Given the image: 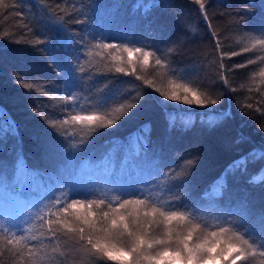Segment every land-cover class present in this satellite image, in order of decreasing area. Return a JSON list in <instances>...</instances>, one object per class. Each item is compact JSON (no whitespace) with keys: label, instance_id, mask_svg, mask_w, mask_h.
<instances>
[{"label":"snow or ice","instance_id":"snow-or-ice-1","mask_svg":"<svg viewBox=\"0 0 264 264\" xmlns=\"http://www.w3.org/2000/svg\"><path fill=\"white\" fill-rule=\"evenodd\" d=\"M68 2L80 17H87L88 13L82 7L72 3V0ZM193 3L199 6L202 18L209 21L211 29L206 7L211 5V0H193ZM21 4L22 0H14V5L10 7L5 0H0V12L5 9L14 11L18 17L16 27L20 29L19 34L28 36L31 33L37 38L12 42L29 44L46 53L45 63L56 72L58 83L53 81L49 87L34 77L30 80L24 72L13 76V81L29 94L34 92L37 97L44 96L50 101L59 99L62 103L45 106L43 102L34 100L28 110L39 116L42 123L24 128L30 139L43 150V158L54 162L51 171L28 166L23 152L21 125L0 106V151L15 152L10 176L0 164V201L29 205V201L23 198L27 189L44 191L45 178L55 183V187L45 193L46 203H33L19 215L0 213V264H4L6 252L13 264H47L57 253L55 246L49 253V244L55 245L61 235L79 245L77 251L84 264H217V261L220 264H244L255 258L257 249H264V213H260L253 222L246 198L232 204L228 195L225 203L221 201L229 193L230 179L239 182L241 177H245L252 188L264 186V167L250 170V166L264 161V143H254L243 132L230 137L228 142L237 146L239 155L229 162L202 195H193L196 186L189 179L198 157L189 156L179 167L168 165L170 156L182 158L186 155L176 151L175 143L193 132L197 124L202 134H211L233 118L230 109L218 110L209 106L222 102V94L214 98L212 84L220 83L225 90L236 91L235 88L229 89L227 73L232 69L227 68L223 60L240 53L220 52L218 80L201 85L205 91L173 79L168 90L154 89L163 99L149 98L135 88L128 89L131 94L104 96L102 93L107 84L99 90L100 97L96 98L89 94V90L92 81L99 75H112L113 79L115 74L133 76L135 81H143L144 85L152 87L153 80L147 74L135 75L137 62L131 58L133 54L141 70L149 64L150 57L154 58L157 69L166 67L169 60L165 59V55L171 58L179 54L194 29L186 25L166 50L157 54L142 46H128L135 43L134 25L121 30L119 36L127 43L118 45L103 42L112 35L111 22L107 25L109 31L105 32L90 30L87 19L75 18L74 22L86 25L83 31L97 41L88 45L82 36L77 37L64 26L63 16L57 17L50 8H45L42 15L29 10L27 15L35 16L33 23L40 25L43 31L34 28L23 8H16ZM91 7L88 6L89 10ZM153 7H159V0L147 4L144 0H137L134 10L142 9L147 15ZM61 11L67 9L62 8ZM111 14L109 12V16ZM68 15L75 16V13ZM158 28L162 33L163 27L158 25ZM235 28L244 33L243 39L251 45L243 47V52L254 49L264 52V17L251 27L247 19L241 17ZM49 32L52 33L51 38H44ZM11 35L3 33L6 39ZM211 35L217 37L215 31ZM216 47H221L218 39ZM93 49L109 53L112 63H104L106 72L92 70L99 63L96 57H101V61L108 59L102 56L101 51L93 52ZM121 51L128 54L126 61L118 54ZM258 59L264 64V55ZM255 62L251 58L247 60V64ZM234 67L243 68L246 65ZM33 70L40 71L38 67L27 68V71ZM171 71L176 75L175 69ZM194 75L191 71L185 72L188 78ZM258 75L264 83V67H260ZM116 98L122 99V102L119 107L109 110V105ZM165 101L198 105L207 111L194 114L176 106L170 110ZM239 106L244 114H247L245 110L253 109L251 102ZM156 109H159L163 123L162 134L154 142L152 114ZM255 111L264 115V108L257 106ZM124 117H129L131 121L142 120L143 123L122 140L113 138L106 141L107 150L99 158H94L95 152L81 155L92 136L101 129L117 126ZM260 131L264 132V126ZM9 139L14 143L9 145ZM245 144L250 145L247 151L240 147ZM85 174L90 177L86 184L80 179ZM205 207H210L212 211L201 212L200 209ZM30 220L32 223L39 222L38 232L29 226ZM259 255L264 257V251H260Z\"/></svg>","mask_w":264,"mask_h":264},{"label":"trees","instance_id":"trees-1","mask_svg":"<svg viewBox=\"0 0 264 264\" xmlns=\"http://www.w3.org/2000/svg\"><path fill=\"white\" fill-rule=\"evenodd\" d=\"M153 0H144V3H151ZM5 3L10 7L14 5V0H5ZM82 7L88 13L87 17H80L76 13L68 0H22L21 5H16V8H23L26 13V18L32 23L34 28L43 29L40 25L33 23L35 16L27 15L29 10L33 13L43 14L45 8L53 10L57 17H64V26L70 32L76 33L77 37H83L84 42L88 45H93L97 41L93 40L87 35L83 29L86 25L76 24L75 18L87 19L90 30H104L109 31L107 25L111 22L110 29L112 35L109 39L104 40L105 43L124 44L127 43L119 33L122 29L134 25L133 40L135 43H129L128 46H142L146 50L155 51L160 54L170 45L171 40L176 35L184 31L185 26H190L194 31L185 40L179 54L169 58L165 55V59L169 60V65L157 69L153 57L149 58V64L141 70L136 55L133 61L137 62V71L135 75H148L149 79L153 80V86L148 87L143 84V81H135L133 76H124L123 74H115V79L112 75H99L92 81V88L89 90L90 95L96 98L100 97L99 90L107 84L104 88L103 95L109 97H116L118 93H128V89L135 88L145 94L147 97H155L163 99L159 93L155 92L156 87L161 90L169 89V82L173 79L177 83H189L191 87L197 88L199 91L206 89L201 85L212 84L213 81L218 80L220 52L237 51L240 54L237 56L224 57V64L232 71L228 72L230 80L229 89L235 88L236 91L225 90L222 84H212L213 96L222 94V102L219 105L209 106L218 110H231L233 118L227 122L223 128L211 134H202L199 124L193 132L185 135L181 140L175 143L176 151L185 153L182 158L170 156L168 158V165L179 167L184 159L189 156L198 157V162L195 167L191 168V176L189 179L196 186V191L193 195H202V193L209 188V186L220 176L223 169L229 162L239 155V149L235 145L228 142L230 137H235L238 132H243L250 136L254 143H264V132L260 131L261 126H264V115L255 111L259 106L264 108V83H261V78L258 75L261 64L258 57L264 55L254 49L250 52H243V47L251 46L243 39L244 33L237 31L235 24L238 23L241 17L248 21L249 27L258 24L262 17H264V0H211V5L207 7L208 16L211 18V29L208 27L209 21L202 18L199 12V6L193 3V0H159V7L150 9L147 15L143 14V10H134L137 0H72ZM91 5V10L88 6ZM66 8L67 11L62 12L61 9ZM111 12V16H109ZM7 13V14H5ZM68 13H75V16H69ZM18 17L15 16L14 11L5 9L0 12V106L4 107L10 116L21 125V135L23 140V152L26 157V162L29 167L33 169H47L51 171L54 168L52 160L43 158V150L27 135L24 131L25 127L31 128L35 124L42 123L40 117L28 109L32 106L33 101L37 103L43 102L45 106L51 104L53 106L62 103L59 99L50 101L47 97L38 96L36 93H27V91L20 86V84L13 81V76L24 72L29 79L35 78L38 81H43L52 86L53 81H57V74L52 69L50 64H46L47 54L36 50L29 44L14 43L13 40H30L36 39V36L29 33L28 36H21L20 29L16 27ZM151 24L149 28L148 25ZM159 26L163 27L161 33ZM215 31L217 37H213L211 32ZM8 32L12 34L10 38L3 37V33ZM52 33H48L46 39L51 38ZM217 39L221 47L217 49ZM40 47H43L41 45ZM101 51L104 56H107L106 61H101V57H96L99 61L94 67L93 71L106 72L104 63L111 64V57L107 51L93 49V52ZM119 55L128 59L127 53L120 52ZM253 59L254 64H247L248 59ZM245 64L246 67L237 68L235 65ZM28 67H38L40 71H27ZM171 69L176 70V75H173ZM186 71H191L195 75L192 78L185 76ZM131 72V69H129ZM83 95L84 93H78ZM126 98V96L124 97ZM122 99L116 98L109 105V110L119 107ZM172 110L173 106L179 109L190 111L194 114L206 112V108H201L198 105H184L182 102L165 101ZM253 104V109L245 110L247 114L242 112L241 103ZM27 105V107H25ZM133 111H136L135 109ZM112 115L116 113L112 111ZM154 129L152 133V140L155 142L162 134V119L160 118L159 109L153 112ZM199 116L197 115V119ZM143 123L142 120H129V117H124L118 122L117 126L109 129H101L94 136H92L86 150L81 153L82 156H87L89 153L95 152L94 158L106 151L105 142L117 138L124 139L128 137L139 125ZM9 145L14 141L9 139ZM110 147V145L108 146ZM245 151L250 145L240 146ZM71 150V149H70ZM74 151V150H73ZM15 163V152L9 153L7 150L0 151V164H2L9 176L11 175ZM264 167V161H258L256 164L250 166L251 171H255ZM167 171V167L165 168ZM83 183H87L90 177L82 175L80 177ZM53 180L45 178L44 191L32 192L27 189L23 198L29 201V205H19L12 201H0V213H10L12 215H19L22 210L33 203L39 205L42 201L46 203L45 193L49 188H54ZM245 190L248 195L245 196ZM231 196L232 204H236L238 200L247 199L249 203L250 219L255 222L260 213H264V186L258 185L255 188L250 187L246 183V178L241 177L239 182L229 180V193L221 203H225ZM95 198V197H92ZM201 212L208 213L212 209L205 207L200 209ZM238 219V217H233ZM29 226L33 231H39V222L32 223L29 221ZM159 231V229H157ZM47 243V242H46ZM57 248V253L47 264H84V260L78 253L79 245L75 241L70 240L67 236H60V239L55 245L49 244L48 251L51 252V247ZM260 251L264 249H257V256L250 258L249 262L244 264H262L264 257L259 255ZM61 253L63 255H61ZM4 264H13L11 258L5 253L3 257ZM112 264V262H108ZM217 264H220L217 261ZM241 264V262H237Z\"/></svg>","mask_w":264,"mask_h":264},{"label":"rangeland","instance_id":"rangeland-1","mask_svg":"<svg viewBox=\"0 0 264 264\" xmlns=\"http://www.w3.org/2000/svg\"><path fill=\"white\" fill-rule=\"evenodd\" d=\"M134 55H135V54H133V56L131 57L132 59H133ZM102 56H104V55L102 54ZM127 57L129 58L128 54H127ZM133 60H134V59H133Z\"/></svg>","mask_w":264,"mask_h":264}]
</instances>
